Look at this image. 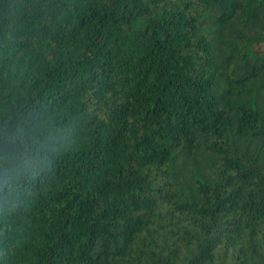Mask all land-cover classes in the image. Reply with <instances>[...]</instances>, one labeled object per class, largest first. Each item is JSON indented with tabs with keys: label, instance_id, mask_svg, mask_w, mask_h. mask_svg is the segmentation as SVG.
<instances>
[{
	"label": "trees",
	"instance_id": "1",
	"mask_svg": "<svg viewBox=\"0 0 264 264\" xmlns=\"http://www.w3.org/2000/svg\"><path fill=\"white\" fill-rule=\"evenodd\" d=\"M0 264H264V0H0Z\"/></svg>",
	"mask_w": 264,
	"mask_h": 264
},
{
	"label": "clouds",
	"instance_id": "2",
	"mask_svg": "<svg viewBox=\"0 0 264 264\" xmlns=\"http://www.w3.org/2000/svg\"><path fill=\"white\" fill-rule=\"evenodd\" d=\"M8 183H13V184H15V181H9ZM8 183H5V184L3 185V187H7V186H8Z\"/></svg>",
	"mask_w": 264,
	"mask_h": 264
}]
</instances>
